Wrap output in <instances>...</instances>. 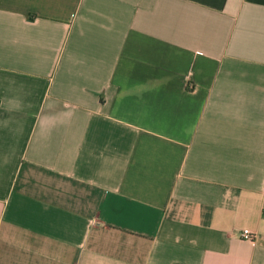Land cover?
<instances>
[{
    "label": "crops",
    "instance_id": "0c3cea01",
    "mask_svg": "<svg viewBox=\"0 0 264 264\" xmlns=\"http://www.w3.org/2000/svg\"><path fill=\"white\" fill-rule=\"evenodd\" d=\"M263 208L264 0H0V264H264Z\"/></svg>",
    "mask_w": 264,
    "mask_h": 264
},
{
    "label": "built area",
    "instance_id": "2783aa9c",
    "mask_svg": "<svg viewBox=\"0 0 264 264\" xmlns=\"http://www.w3.org/2000/svg\"><path fill=\"white\" fill-rule=\"evenodd\" d=\"M263 212H264V208H263ZM241 236L246 238V239H253L254 232L251 229H249V228H245V229L242 230Z\"/></svg>",
    "mask_w": 264,
    "mask_h": 264
}]
</instances>
